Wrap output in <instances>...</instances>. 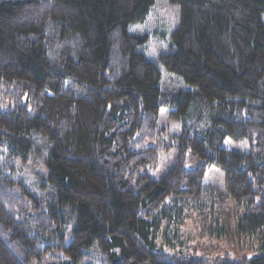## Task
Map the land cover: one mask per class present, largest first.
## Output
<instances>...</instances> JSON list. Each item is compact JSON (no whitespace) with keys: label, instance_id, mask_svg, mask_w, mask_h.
<instances>
[{"label":"trees","instance_id":"16d2710c","mask_svg":"<svg viewBox=\"0 0 264 264\" xmlns=\"http://www.w3.org/2000/svg\"><path fill=\"white\" fill-rule=\"evenodd\" d=\"M158 2L0 0V264H264V0H169L178 22L151 56L138 27ZM39 156L45 197L15 178ZM226 200L251 256L178 224Z\"/></svg>","mask_w":264,"mask_h":264},{"label":"rangeland","instance_id":"374dc122","mask_svg":"<svg viewBox=\"0 0 264 264\" xmlns=\"http://www.w3.org/2000/svg\"><path fill=\"white\" fill-rule=\"evenodd\" d=\"M179 10L169 0H159L146 22L138 27L141 33H146L147 43L146 50L151 56H156L160 51L165 50L170 42L172 29L178 22ZM165 85L185 86L184 83L173 74L164 72ZM159 122L161 126L169 127L172 132H180L181 125L178 121L173 120L169 115V108L163 107L160 111ZM225 146L237 149H249L246 141L237 142L228 138ZM174 151L166 150L162 154L159 164L152 169V173L157 178H161L171 167L174 161ZM30 159L28 162L16 161L15 178L23 181L33 194L39 197L46 196L45 184L48 182V171L45 159ZM192 163L188 162V166ZM206 182L226 189L224 172L217 166L213 165L206 174ZM218 212H209L202 216L197 214L196 209L189 206L188 213L184 216L185 221L178 223L191 245H200L207 253H220L225 250H231L234 254L253 255L255 239L247 238L245 240L239 237L235 224L239 215V208L231 200H226Z\"/></svg>","mask_w":264,"mask_h":264}]
</instances>
